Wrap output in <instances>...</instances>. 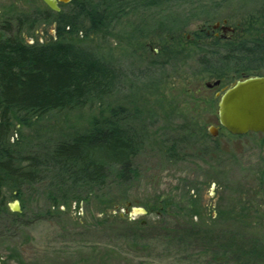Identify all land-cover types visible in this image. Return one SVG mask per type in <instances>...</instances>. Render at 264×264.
Here are the masks:
<instances>
[{"label":"rangeland","instance_id":"obj_1","mask_svg":"<svg viewBox=\"0 0 264 264\" xmlns=\"http://www.w3.org/2000/svg\"><path fill=\"white\" fill-rule=\"evenodd\" d=\"M262 5L261 0H226L208 23L195 20L185 27L181 35L188 39L183 42L193 40L195 31L201 29L212 34L216 31L219 34L214 36L219 37L224 20L235 29L232 38L246 36L248 27L252 28L253 14L261 13ZM46 7L43 0H0V25L6 24L15 33L20 13ZM158 10L148 12L157 15ZM217 21L220 26L213 28ZM158 23L153 17L146 21L123 17L107 33L89 37L81 34L75 39L112 53L125 70L136 72L149 62L146 47L151 52L159 51L157 36L161 30L157 27L156 33L149 36L135 27L150 30ZM258 27L255 24L253 29ZM8 32H3L5 37ZM17 33L35 42L52 39L57 29L50 23ZM197 68L194 56L175 71L168 69L158 87L139 88L133 104L123 97L133 92L127 88L103 103L52 112L27 126L17 124L13 140L23 134L40 136L45 141L46 137L88 128L118 105L140 112L151 121L145 145L134 159L135 176L127 184L113 179L96 197L74 201L54 214L48 212L45 183L24 185L20 190L3 186L0 195L8 210L0 212V264H264V254L248 252L256 243L264 245V220L256 213L264 208V185L260 186L262 191L258 190L261 174L257 166L264 161V149L257 145L260 135L244 137L250 149L239 157L238 164L230 160L224 146H235L236 141L229 143L221 131L216 138L208 132L210 125H218L217 93L229 83L209 88L206 82L217 78L209 73L198 74ZM139 77L138 82L146 78ZM201 135L209 139L196 144ZM14 199L20 201V212L9 207ZM243 204L252 211L241 222L214 218ZM132 207H142L146 212L130 217L126 209ZM195 211L197 215L190 216ZM119 216L131 226L142 222L146 227L132 234L127 223L113 221ZM234 238L231 244L229 239Z\"/></svg>","mask_w":264,"mask_h":264},{"label":"trees","instance_id":"obj_2","mask_svg":"<svg viewBox=\"0 0 264 264\" xmlns=\"http://www.w3.org/2000/svg\"><path fill=\"white\" fill-rule=\"evenodd\" d=\"M225 1L71 0L63 4L61 11L47 6L36 8L33 15L20 13L18 30L10 38L0 40V190L5 185L20 190L24 185L45 183L50 202L48 212L52 214L74 201L96 197L113 179L127 184L135 176L134 159L145 145L151 121L140 112L118 105L88 128L61 137H46L45 141L40 136L23 134L13 140L17 124L27 126L33 119L52 112L103 103L127 88L133 92H126L123 97L133 104L139 88L158 87L168 69L175 71L194 56H197L196 73H209L221 79V84L263 75L264 36L258 33H264V0L262 12L253 14L252 28L248 27L246 36L229 39L201 29L195 31L193 40L183 42L188 39L181 35L185 27L195 20L208 23ZM156 8L157 15L148 12ZM123 17L159 20L150 30L135 27L140 34L147 31L149 36L156 33L157 27L161 30L157 36L159 51L151 52L146 47L149 62L136 72L125 70L112 53L75 39L81 34L89 37L102 31L107 33ZM50 23L56 25L57 34L49 40L30 42L17 33ZM255 24L258 29H253ZM139 76L146 78L138 82ZM235 209L231 212L228 209L223 217L233 219L234 223L250 217L247 204L240 211ZM7 210L0 195V212ZM195 215L197 211L190 214ZM113 221L119 225L127 223L121 216ZM128 227L132 234H138L146 226L141 222ZM222 248L227 249V245ZM248 252L260 256L264 254V245L256 243Z\"/></svg>","mask_w":264,"mask_h":264},{"label":"water","instance_id":"obj_3","mask_svg":"<svg viewBox=\"0 0 264 264\" xmlns=\"http://www.w3.org/2000/svg\"><path fill=\"white\" fill-rule=\"evenodd\" d=\"M45 4L54 11H60L59 3H69L71 0H43ZM227 20L223 21L222 29L226 31ZM220 26L217 21L213 28ZM221 84V79L206 82V86L212 88ZM218 118L222 126L233 134H245L250 131L264 133V74L251 75L238 79L231 85L225 87L222 93H217ZM211 131L214 135L217 133ZM9 207L14 212L21 211L20 201L14 199L9 203ZM130 217L143 214L146 210L142 207H132L127 210Z\"/></svg>","mask_w":264,"mask_h":264},{"label":"flooded vegetation","instance_id":"obj_4","mask_svg":"<svg viewBox=\"0 0 264 264\" xmlns=\"http://www.w3.org/2000/svg\"><path fill=\"white\" fill-rule=\"evenodd\" d=\"M63 4L64 3H59V5H60V7H61V10H62V6H63ZM36 9V8H35ZM34 9V10H35ZM60 10V11H61ZM25 13V12H24ZM27 13H30V14H32L33 15V9L30 11V12H27ZM227 26H230L228 23L226 24ZM231 28H227L226 29V31L227 30H229L230 32H226V31H223V29H222V26H221V29H222V31H223V34L222 35H220V37H223V38H229V39H232V35L234 34V31H235V29L232 27V26H230ZM17 30H18V24H17ZM7 31H8V27H7V25L6 24H1L0 25V40H4L5 38H10L11 36H12V32H8V35L5 37L4 35L5 34H3V32L4 33H7ZM219 33L218 32H216L215 31V33H214V35H218ZM33 42V41H32ZM211 127H213V131H215L217 134L216 135H214L213 134V132L211 131ZM223 132L227 137H226V139L228 140V141H230L229 143H232V141H236L234 144H236L235 146H230V145H226V146H224V151H225V153L226 154H228L229 155V158L230 157H232V159H230V160H234V162H236L237 164H238V161H239V157L240 156H242V155H245L246 154V150L248 149H250L248 146H249V144H247V143H244L243 142V139H244V137H247V136H250V135H260V138H259V140H258V147H259V149L261 150V149H264V133L263 132H260V131H258V132H254V131H250V132H247V133H245V134H241V135H239V134H233V133H231L228 129H226L224 126H222L221 125V123H220V121H219V118H218V125H210L209 127H208V132L214 137V138H216L217 137V135H218V133L219 132ZM213 138V139H214ZM207 139H209L208 137H205V135H201L198 139H197V142H196V144H199L200 142H202V141H206ZM209 149V146H207L206 147V149ZM238 156V157H237ZM240 165V164H239ZM257 167H259L260 168V174H261V178H260V180L258 181V190L260 191H262L263 189H262V187H260L262 184L264 185V161H261L259 164H258V166ZM264 200V199H263ZM244 206V204L243 205H240V207H239V211L242 209V207ZM233 208H234V206H233ZM241 208V209H240ZM228 209H230V208H228ZM252 211V210H251ZM256 213H258V216L260 215V217L264 220V208H263V210L262 209H257L256 210ZM260 213V214H259ZM215 218H218V217H220L218 214H216V216H214ZM222 218L223 219H227L226 217H223L222 216ZM228 220V219H227Z\"/></svg>","mask_w":264,"mask_h":264}]
</instances>
